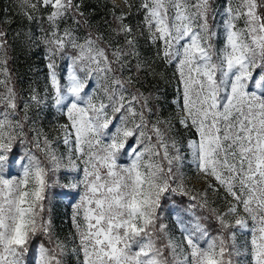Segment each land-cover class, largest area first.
<instances>
[{"label":"snow or ice","instance_id":"1","mask_svg":"<svg viewBox=\"0 0 264 264\" xmlns=\"http://www.w3.org/2000/svg\"><path fill=\"white\" fill-rule=\"evenodd\" d=\"M4 7L0 264H264V0Z\"/></svg>","mask_w":264,"mask_h":264},{"label":"rangeland","instance_id":"2","mask_svg":"<svg viewBox=\"0 0 264 264\" xmlns=\"http://www.w3.org/2000/svg\"><path fill=\"white\" fill-rule=\"evenodd\" d=\"M8 0H0V7H4L6 5ZM89 3L93 8L96 7V0H89ZM7 8L4 7L5 14L7 13ZM103 14L102 9H97V16L96 19H99V17ZM16 59H15V66L17 69L18 75L22 78L23 84L21 85L23 88H27L30 78L32 77V73L29 71V66H35L40 63V60L38 56L30 55L27 51H25L22 47L17 45L16 51L14 53ZM42 80V77H41ZM42 87V84H41ZM58 207V217H57V223L58 225L63 228L65 231L69 228V221L67 218V212L69 211L64 205L67 204V198L64 197H58L57 198Z\"/></svg>","mask_w":264,"mask_h":264},{"label":"trees","instance_id":"3","mask_svg":"<svg viewBox=\"0 0 264 264\" xmlns=\"http://www.w3.org/2000/svg\"><path fill=\"white\" fill-rule=\"evenodd\" d=\"M2 7V6H1Z\"/></svg>","mask_w":264,"mask_h":264}]
</instances>
